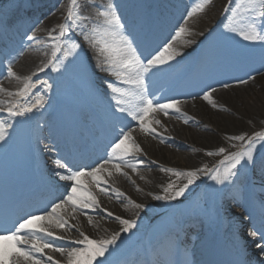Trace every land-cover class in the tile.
Here are the masks:
<instances>
[{
    "label": "bare ground",
    "instance_id": "obj_1",
    "mask_svg": "<svg viewBox=\"0 0 264 264\" xmlns=\"http://www.w3.org/2000/svg\"><path fill=\"white\" fill-rule=\"evenodd\" d=\"M148 1L149 0H111V2L117 3L116 5L119 6L118 14L121 15L124 23L131 26L134 20L137 21V28L134 35L140 46L146 48L145 45H142L146 38L155 43L153 51L163 50L166 43H172V50L180 53L177 55L179 59L181 56L188 54L187 48L189 51L190 48H195L199 43L205 41V49L200 53L201 63L205 66L199 68L194 74V78L198 79V82L206 84V92L218 88L219 86H215L214 84L221 79H226L227 81L245 79L247 83L243 82V84H239L236 90L231 89L222 94L211 96L215 104V107H213V105L209 104L206 100H197V98L192 96V93L188 91L178 90L173 94L166 95V85L172 81V77L166 75L162 82L153 89L151 94L159 93L160 102L167 101L166 103H171L172 101H179L178 107L180 112L177 113L169 109L167 115L162 113L166 126H163L161 131H155L153 128V121L156 123L153 116L157 112H154V114L151 113L147 118V126L154 129L153 134L141 131L137 122L132 121L127 116H123L122 120L119 122L123 125H129L131 129L134 130L132 132L134 141L142 149V151L134 153V155L139 156L137 160L134 159V155L126 157V161L129 164L135 165L136 170L133 171L132 167L125 166L131 174L139 177V184L133 182L124 172L120 173L118 179L111 176L109 166L103 164L105 171L100 174L102 181L114 185L119 190L112 191L105 189L104 192H101L97 188L95 182L89 177V186L98 200V205L92 208L82 209L95 211L99 208L106 210L112 209V214L117 217L134 218L145 222L148 227L151 226L147 235V242L150 244L151 241L154 240L158 246L154 248L153 251L151 248H149V250L160 258L159 264H173V242L176 238L173 234H166L160 238L159 235L161 232L165 230L169 232L170 229L166 228L160 221L155 222V214L163 213L165 209L172 208L168 215V219L175 217L176 220H174L175 222L173 223L175 224L174 227H179L180 220L176 216V210L183 209L188 215V218L192 221L191 225L188 226L189 239V236L196 238L199 234H190L189 230H192L193 227L199 228L205 216L215 211L216 216L214 218V223L223 227L226 234V239L223 241L224 248L226 252L231 253L232 249L229 247V242H232L233 245L238 242L237 237L234 235L238 224L229 206L237 205L248 211L246 202L241 196L242 191L246 190L245 171H241L238 179L234 178V183L232 185H218L217 189L215 188L217 184L210 179V175L197 173L198 179L195 183L191 184L184 193V195L188 194L187 196L190 197L191 200L188 202L181 201L173 205L170 199L158 201L153 199V197L156 195L170 196L171 192L166 194L164 189L169 184H173L175 187L171 191H176L187 183L188 178L186 176H175L172 175L171 172L162 171V168L152 166V164H149L140 157H147L155 160L163 169L172 166L174 172H199L198 169H207L208 172V170L214 166L213 172L217 169L222 172L223 165H221L220 160L223 158L225 159V157L229 155L233 150L231 148L235 147L237 144L243 148L246 147L247 138L254 136L264 128V56L254 58L253 53V55H250V57H247V60H245V57L242 58L240 56H229L226 54L215 55V46L212 48L213 51L211 50V52L208 53V46H210L212 42V35H208L205 32L207 29L204 28L201 19L193 18V24L189 27L188 23L192 18L188 19L186 24L184 23L186 14L191 9L189 5L192 3H199L200 0H190V3H188V0L186 1L187 3L177 2L170 14L162 13L161 17H159L156 22L153 21L148 11H145L147 16L144 17L142 21L143 14L145 13L144 10L143 13L136 12L135 10L136 6H141ZM230 1L231 0H223L222 5L227 7L230 5ZM17 2H19V0H0V14L9 13L14 3ZM69 3L70 0H31V8L28 10V15L30 16L29 20L11 30L0 28V41H5L6 37L15 36L17 34L22 35L21 42L23 41V43L24 39H28V35H35V37H39L38 39H43L44 41L43 45L39 46L40 44H38L37 40H32L24 51L18 53L17 58L5 55L4 61L7 63L5 65H9V62H11L13 71L21 79L18 80L8 77L7 67L4 65L0 66V89L4 90L0 91V109H7L9 106L8 99L14 97V95L9 96L7 93L19 91L23 87V78L31 77L35 73L42 72L41 69H46L48 67L47 62L51 59L54 43L49 38V33L52 28H57V32L53 34H58V26L62 24L61 17L65 15ZM79 3L83 5L84 0H79ZM100 3L101 0H91L89 10L84 14L92 15L90 9ZM216 7L217 6L212 3L206 6L203 15L207 17L209 21H213L211 15L213 12L218 11ZM226 12L227 11H225V13ZM181 26L186 28V33L182 34L175 41H172L170 38L175 35V31ZM208 29L210 31L212 27L210 26ZM215 33H218V29H215L214 34ZM78 38L81 39L77 35L76 39ZM197 40L198 43L196 44ZM78 41L81 42L80 40ZM61 43L63 49L60 57L57 58L55 63L59 66V69H67V72L71 74L72 77L75 79L77 78V83L87 90L91 100L94 101L96 107L100 109L108 94V97L112 94L107 84L113 76L105 71L98 70L92 54H89L90 61H85L84 54L87 49L86 45H84L83 49L78 53L64 60L63 53L70 47V41L67 38H63ZM190 61L191 57H189L181 67L186 68ZM244 61L247 62L244 63ZM90 68L97 73V91L95 92H92V85L85 77L83 71V69L88 70ZM261 69V73L256 75L255 73ZM51 73L56 75L57 71L51 70ZM63 74L66 76L65 73ZM196 86L198 85H195V87ZM241 87L243 88L241 89ZM123 89L132 91L127 85H124ZM47 93L49 94V91H47ZM50 101L52 106L65 102L76 103L83 110V118L93 119L95 117L93 113H90L91 111L88 108H85L69 80H61V90L58 93L57 99L51 98ZM251 101L255 104L251 105ZM185 120H187V122H185ZM0 121L3 122L2 118H0ZM156 124L159 125V122ZM49 132H52V130H49ZM239 135H244L246 140L242 142L231 139ZM113 136L114 133L105 143L101 144V148H108V144L113 139ZM259 142L260 140H257L255 146L258 145ZM49 143H51L49 138L45 136L43 140V151H47ZM220 148L225 149L223 155L207 154L209 152L217 153ZM178 155H182L184 157L183 160L177 159L175 162H172L171 156L173 158ZM255 155L258 157L264 156V150H262L260 154L255 153ZM173 180L175 182H173ZM100 187H102V184ZM260 189L264 193V187H259V190ZM117 193H121V195L118 196ZM198 197H200L201 201ZM133 204H141L143 208L137 209L133 207ZM194 212H197L200 217L199 221H197L198 223H193L195 221V217L193 216ZM222 213L224 214L222 215ZM62 215L66 216V220L71 223L72 226L69 228L68 226L70 224L68 223V226L63 230L52 226L51 230L56 232L59 236H64L67 240L82 238L80 235L71 232L73 226L74 229L76 227L79 231L96 240L110 238L113 234L121 232L122 226L117 221L114 222L103 217H98L96 214L82 216L76 212L71 213L68 208L62 212ZM227 216L229 219L226 218ZM251 225L252 222L247 226L242 225L241 229L243 231L250 230ZM139 230L142 229H140V227L134 229V231L137 232ZM199 237H201V240L204 242H207L209 239L208 235H205L202 230ZM243 242L241 247H243L245 243H247V245L254 243V241L247 236L244 237ZM202 245H205V243ZM139 250L140 244L136 239V234H133L128 241L125 238V233L121 232L117 245L111 250L112 254L107 258L110 259L122 253L127 254V257L131 258L135 256ZM45 251L51 252L57 259H61L67 264L66 255H61L50 249H45ZM254 255H250L248 258L255 261L256 258ZM184 258L185 264H189L191 258H196L199 264L203 263V253L199 248L195 251L188 248L187 251L185 250ZM119 262L121 263V261ZM119 262L111 264H120Z\"/></svg>",
    "mask_w": 264,
    "mask_h": 264
},
{
    "label": "snow or ice",
    "instance_id": "obj_2",
    "mask_svg": "<svg viewBox=\"0 0 264 264\" xmlns=\"http://www.w3.org/2000/svg\"><path fill=\"white\" fill-rule=\"evenodd\" d=\"M211 3L212 0H200L195 7L187 12L184 23L186 24L187 20L197 13L204 12L206 6ZM30 8L31 0H19V2L14 3L9 13L0 14V28L11 30L24 23L30 18L28 17ZM81 8L82 5L79 0H70L65 13V21L58 26V34H53L57 32V28L51 29L49 38L54 43L48 66L52 67L53 71L60 70L54 61L57 60V54L62 51V39L67 38L70 41V47L63 53L64 60L78 53L84 45H87L93 53V59L98 70L107 72L116 77L120 83L129 86L132 91L118 88L111 82L107 84V87L114 94L112 98L115 101V110L112 114L114 136L108 144L110 152L107 154L108 161L106 162L118 161V163L113 164L117 173H120L122 166L132 167L135 171V165L129 164L126 157L132 156L142 149L134 141L132 136L134 130L129 125H123L119 122L123 116H127L132 121L137 122L141 131L153 134L154 129L147 126V118L151 113L162 112L167 115L169 109L177 113L180 112L179 101L160 103L150 99L147 84L148 75L150 73L155 74L153 70L169 63L180 53L172 50V43H166L163 50L145 54L134 35L137 21L134 20L131 26L124 23L121 15L118 14L119 6L111 0L106 4L97 5L94 15L82 13ZM226 11H230V16L227 17L228 23L225 25L226 30L245 42L260 44L262 46L261 54L264 56V0H234V7L226 9ZM146 16L147 13L145 12L142 21ZM186 31V28L181 26L170 39L175 41ZM77 35L82 42L75 39ZM27 38L29 40L36 39L35 35H28ZM43 70L41 69V71ZM7 75L10 78L21 79L13 71L11 62L7 67ZM243 82L247 83V81ZM32 87L31 78L25 77L23 78V87L19 91L7 94L26 98ZM45 87L51 88V85L45 84ZM0 91L4 90L0 89ZM202 98L215 107L211 92H205ZM42 106V97H37L31 104H20L19 102L12 104L8 108L7 114L9 117H23L32 112L34 108ZM116 113L121 115L117 116ZM9 126L0 121V142L5 140ZM231 139L243 142L246 137L239 135ZM257 140L264 141V132L256 133L247 138L246 147L225 157V160L221 161L223 171L215 170L210 174V179L217 185H232L234 178L238 179L241 171H245V175L247 172L254 174L258 172L264 179V156L258 157L254 154V146ZM224 152L225 149L220 148L217 153L209 152L207 154L223 155ZM55 167L63 170L62 172L57 171L55 175L58 176L59 181L68 182L66 185H60V187L65 188V191L61 193L59 198L49 201L43 209H38L35 213L22 217L13 225L11 230H6L0 234V264H46L43 258L45 249L66 255L67 264H111L107 257L112 254L111 250L117 245L121 232L129 233L137 227L134 220L116 217L122 226L121 232H117L106 239H92L80 232L81 239L69 241L71 245H79V247L57 246L47 239L48 237L54 240L65 239L64 236L55 235L51 230L52 226L62 230L68 226V222L61 215V212L67 208L76 212L81 208H92L98 205L96 196L85 186L82 178L90 177L99 191L104 192L105 189L100 187L103 183L100 174L105 171L104 165L100 164L90 171H84L79 167L73 168L67 162L58 159L55 161ZM161 170L171 172L175 176H186L188 180L183 187L176 191H171L175 186L169 184L164 192L166 194L171 192V195L154 196L153 199L158 201L175 200L183 196L188 187L198 179V174L194 171L180 173L171 169ZM198 171L207 172V169H198ZM117 195L119 196L121 193H117ZM133 207L141 209L143 205L133 204ZM108 215L111 216L112 213H108ZM245 219H250V217H245ZM234 235H238V233H234ZM244 235L255 242L254 247L258 251L255 252V261H252L251 258L245 260L243 257L247 252V243L240 247L237 242V250L242 257L240 264H264V228L247 230ZM23 245H27V247H22ZM46 259L51 264H58L52 256H47Z\"/></svg>",
    "mask_w": 264,
    "mask_h": 264
},
{
    "label": "rangeland",
    "instance_id": "obj_3",
    "mask_svg": "<svg viewBox=\"0 0 264 264\" xmlns=\"http://www.w3.org/2000/svg\"><path fill=\"white\" fill-rule=\"evenodd\" d=\"M186 1L187 0H182V3H187ZM189 1L190 0H188V3H190ZM108 2H110V0H101L100 4H106ZM150 2H152V1H149L147 3V5H149ZM165 2L166 3L163 4V9H167L169 6H174L172 3H170V1L166 0ZM90 3H91V0H84V3H83L82 8H81V12L82 13H85L86 11L89 10V7H90L89 4ZM222 3H223V0H212V4L217 6L216 8L219 11V12L215 11L211 15L213 21H209L208 18L203 15V12H201V13H197L195 16H193L191 21L189 20L188 27L193 24L192 23L193 22V18L201 19V23L204 25V28L207 29L205 32L207 34H212V37H211L212 38V42H211V45H210L209 48H210V50H212V48L214 46L216 47V49L214 50V54L215 55L216 54H218V55L226 54V55H229V56H240L242 58L245 57V60H247L246 58L250 57V55H253V53H254V58H256L257 55L258 56H262V54H261L262 46L260 44H258V43L257 44H252V43H249V42H245L240 37L236 36L233 33L228 32L226 30L225 25L228 23L227 17L230 16V11H229V13H228V11L225 13V11H226L225 9H230L231 7H234V0H231L230 1V5L227 6V7H224V5H222ZM195 5L196 4L192 3L191 5H189V7L193 8V7H195ZM138 9L142 10V7L137 6L136 10H138ZM90 10H91V14L94 15L95 11H96V6H93L92 9H90ZM48 15H49V13H48ZM64 21H65V15L61 17V22L63 23ZM258 24H260V22H258ZM210 26L212 27V29L209 31L208 27H210ZM215 29H218V33L214 34ZM69 35H71V34H69ZM76 38H77V36H76ZM76 40L77 41L78 40L81 41V39H79V38L76 39ZM38 42H39V44L43 43V41H40V40ZM197 43H198V40H197L196 44ZM86 48L87 49L85 50L84 58H85V61L89 62L90 61L89 54L93 55V53L87 47V45H86ZM202 48H203L202 43H199L197 48L195 47V48H190V49H191V51H193L195 49L196 51L200 52L202 50ZM62 49H63V45H62ZM186 50L188 51V48ZM195 50H194V52H195ZM60 54H61V52L57 54V57H59ZM49 60H48V62H49ZM246 62L247 61H244V63H246ZM54 63H55V61H54ZM47 65H48V63H47ZM51 69H52V67L48 66L42 72L35 73V74H33L30 77L31 81L33 83V89L30 90V93L27 95L26 98H21L19 96H14L13 98H9L8 99V104H9V107H10L12 104H15L17 102H19L20 104H31V103H33L36 100L37 97H42L43 106L42 107H38V108H34L33 111H32L33 113L37 114L36 116L34 115V117L36 118L35 119V126L37 127L36 131H38V134L36 133V138H38L39 136L44 134V131H42L43 130L42 126L45 127L46 125H48L49 123L52 122V119L48 115L49 113H53L55 115V113H57V111L59 112L57 117L53 116L54 117V121L56 123H58V125H60V126L61 125H65L67 127H70V128L73 129V131L77 127V124L74 121L76 116L73 115V110L76 108V106H71V104H69V105L63 104V105H60L59 107H55V108L50 107L51 106L50 98L54 97V99H57L58 93H59V91L61 89V80L63 81V79H65V77H66V80H70L71 81V84L75 88V92L79 96V98L82 99L83 102H85L86 104L93 106V103L91 101L90 95L87 93V91L83 87H81V85H79L77 83V78L75 79L74 77H72L71 74H69L67 72V69H60L59 71H57V73H56V75L54 77H53V75H51ZM261 71H262V69L260 71H258L257 73H255V74L257 75L258 73H261ZM63 73H65L66 76ZM86 75L90 78V80L92 82H94L96 80V78H97L95 72L94 73H86ZM147 80H148L147 84H148V89H149L150 86L154 83V80H155L154 79V74L149 75ZM243 81H245V79L238 80V81L237 80L228 81V82L226 80H223L221 82L223 84V89L225 91H227V89L228 90L229 89H234V90L238 89V87H239L238 85L239 84H243ZM45 84L51 85V88H46ZM242 88L243 87H241V89ZM47 91H49L50 96H47ZM150 99H152L154 102H157L154 97L150 98ZM254 104L255 103L253 101H251V105H254ZM7 111L8 110L0 111V116H1V114H3L2 116H4V119H5V123L4 124L6 126H8L7 124L10 121V117L8 116ZM29 114H32V113L30 112ZM37 117H40V118L37 119ZM159 121H160L159 125H155V127H154V129L157 130V131H159V130L161 131V128H163V126H166V124H165L166 122L161 117V115H160ZM261 132H264V128H262L259 133H261ZM41 145L42 144L39 141L38 142V147H39V150H40V157H44V154L41 152ZM50 148L51 147H49V149ZM231 149H233L231 151V153H235V152H238V151L242 150V147H240L237 144V145H235V147H232ZM263 149H264V141H260L258 143V145L254 146V154L255 153L256 154H260ZM109 152H110V149H109ZM183 158L184 157L182 155H178V156H175L173 158L171 156V161L175 162L177 159L182 161ZM224 160L225 159L223 158L220 161H224ZM146 161L148 163H150V164H153V162H155V160L150 159V158L146 159ZM115 162L116 161H110L109 165L106 164L107 162H102V163H105L107 166H109V168H110L109 172L111 173V176H114V177H116L118 179V176H120V173H122L123 171L126 173L127 169L124 166H122L121 170H120V173H117L116 169L113 167V164H115ZM168 167L172 169V166H168ZM214 167L208 170L207 175H209L211 172H213ZM199 173L200 174L201 173L205 174L203 172H199ZM128 174H129V177L131 178V180L133 182H135L136 184H139V177L134 176L130 172H128ZM257 175H258V178H259V174L258 173H256V177H257ZM172 179H174V178H172ZM246 179H247V182H246L247 184H245L246 187H247V185L248 186L249 185L252 186V184L259 183V181H258L259 179L258 180L255 179L253 177V173L252 172H247ZM174 180H177V179H174ZM174 180H173V182H175ZM102 184H103L102 186L105 189H107V190H115L116 189L114 186H112L111 184H108L105 181ZM87 188L92 192L90 187H87ZM215 188L217 189L218 185ZM125 191H127V190H125ZM206 192H207V189H206ZM187 195L188 194H185V195H183L181 197H178L175 200H171V199L170 200L172 201L173 205H176L178 202H181V201H186L187 202V201L191 200V198L188 197ZM198 199L200 200V197H198ZM230 208H231V211H233V213L236 214V217H237V220H238V223H239V226L237 227V230H235V233H238V235H236V237L238 238V243L241 244V243H243V238L245 237V235H244L245 232L243 230H239V229L242 227V225L244 226L246 224L245 223L246 219L244 218V214L241 212V210L238 207L232 205V207H230ZM99 209L96 210V211L95 210H87V211H80V212H78V210H77L76 213H78L79 215H83V216L88 215L89 213H90L89 215L96 214L98 217H103V218L109 219V220L114 221V222L118 221L117 219H115V217H114L115 215L112 214L111 215L112 217L108 215V213H112L113 212L112 209H109V210H106V209H100L99 210ZM69 210L71 211V213H73L71 208H69ZM171 210H172V208H167V209H165L163 211V213H157L156 218H155V220L162 221L164 226L166 228H170V229L174 228V224L173 223L175 222L174 220H176V219H173V218L168 219L167 216H168L169 212H171ZM223 214L224 213H222V215ZM179 215L181 217L180 227L173 229L172 232L170 231V233H173V232L176 233L177 238H178V239H176L177 242L175 241L176 242V248L175 249L173 248L172 255H173L174 258H176V257L181 255V251H179V250H181L182 247L186 251L188 250V248H191L192 250H197L199 248L198 243H199V240H200L199 239L200 237H196V238L192 237V238L188 239V233L186 232L187 231L186 227L188 226V217L185 216L184 211H180L178 213V217H179ZM194 215H195V217H198V214L196 212H194ZM212 215L215 216L214 211L211 214V217H212ZM205 217H207V216H205ZM121 219H130V218L123 217ZM261 223L264 224V220H261ZM211 224H212L211 220H207L206 221V223L202 227L204 232L208 236H212L213 237L215 235V238L216 237L217 238L221 237L223 239L224 235L222 234L221 227H213V226H211ZM69 226H72V224L70 223ZM256 226H257L258 229H262L263 228V227L260 228L261 224L260 225L258 224ZM150 228H151V226H149V227L145 226V227L140 228L142 230H139L138 232L134 231V229H135L134 228V229L131 230V232L125 233V238L128 241H129V239H131V236L133 234H136V239H138V237H140L139 241H138L139 244H141L140 253L136 254L134 258H130V262L131 263H133V261H136V262L141 261L143 263V261H145V259H151L152 261L154 260L155 264H157V263L159 264L160 263V258L157 257L155 255V253H153V252L151 253L150 250H149V248H151L152 251H153V249L157 247V245L155 244L154 240H152L150 244H148V242H147V235H148V233L150 231ZM71 232L73 234L79 235V233L81 231H79L76 227L74 229V226H73V228L71 229ZM190 232L193 233L194 231H190ZM161 234H162V232H161ZM193 234H196V233H193ZM215 238H213V239H215ZM47 239H49L53 244H55L57 246H62V247H66V248H68V247H79V245H71L69 243V241H71V240H65V239L64 240H54L51 237H48ZM173 244L175 246V243H173ZM210 246L211 245L209 244L208 245V249L210 248ZM23 247L26 248L27 245H24ZM150 253H151V255L153 257L149 255ZM247 254H248V250H247L245 255H247ZM37 255L39 256L40 254H37ZM47 256H52L54 258V260L58 262V264H65V262H63L61 259L55 258V256L51 252H46L45 251V254H44L43 258H44L46 264H51V262L47 261V259H46ZM126 256H127V254H123L122 253L117 258L119 260H122V261L125 262L127 259H129ZM192 262L196 263L194 258H192ZM134 264H135V262H134Z\"/></svg>",
    "mask_w": 264,
    "mask_h": 264
}]
</instances>
